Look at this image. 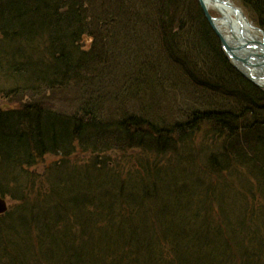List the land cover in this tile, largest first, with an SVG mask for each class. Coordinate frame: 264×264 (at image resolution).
Listing matches in <instances>:
<instances>
[{
	"label": "trees",
	"instance_id": "1",
	"mask_svg": "<svg viewBox=\"0 0 264 264\" xmlns=\"http://www.w3.org/2000/svg\"><path fill=\"white\" fill-rule=\"evenodd\" d=\"M234 2L264 32V0ZM134 43L188 88L181 121L46 104ZM0 75L36 92L0 108V264H264V90L198 0H0Z\"/></svg>",
	"mask_w": 264,
	"mask_h": 264
},
{
	"label": "rangeland",
	"instance_id": "2",
	"mask_svg": "<svg viewBox=\"0 0 264 264\" xmlns=\"http://www.w3.org/2000/svg\"><path fill=\"white\" fill-rule=\"evenodd\" d=\"M133 38L135 39V37ZM136 40L137 39H135V41ZM121 52L122 55H117L116 53L112 57V65L116 68L114 73L112 69L115 68H112L110 62H107V66L105 67L100 66L99 70L105 79L101 83L102 87H95L99 84L100 77L98 73H94V84H92L90 80L87 84V91L85 89L71 87L55 95L46 97V99H44L46 104L53 110H62L66 113L73 112L76 109L79 110V108H82L84 105L87 109H89L90 106H94V109H98V100H100L98 97L101 95L103 105L101 109L103 113H108L109 116L115 119L125 110V114L144 116V118L153 124H155V121H158V118L166 123L176 120L181 121V111L186 112L187 108H190L191 105L189 100L190 95L187 93L188 88L184 89L182 85L177 84L169 73H165L167 76L164 75L163 78H161L164 74V70L158 68V64L162 66V63H158V60L153 56L151 60L150 57L146 55V51L140 52L137 43L128 44ZM142 74L151 76L154 81L152 82V79H150L151 85L152 87L156 85V87L152 89V87L148 85V81L145 84L146 86L142 85V88L139 90V86L135 84V81L136 78ZM90 77H92V75H90ZM144 80H146V76ZM21 86L22 84L20 81L1 78L0 75V108L2 110L8 108L14 109L34 98L33 96H35L36 92L31 94L29 91L22 92V90L18 91L16 89ZM7 92L12 94L8 95V98H4L2 93ZM84 100L90 101V106L87 105L86 107V104L83 103ZM192 107L194 108L195 105H192ZM101 109L99 111H102ZM103 113L100 112L99 116L101 115L103 117L105 115ZM144 128L147 129L146 127ZM199 140L200 138L197 139V142ZM79 157L87 158L86 155H81ZM53 158L55 157L48 155L45 161L49 162V160ZM34 170L38 172L41 171V168L37 167ZM4 198L8 201L9 207L14 205V201H11L8 196ZM193 224L195 225L197 223ZM79 231L78 228L73 227L72 238H75L72 244L68 243L69 246L72 247L71 249H74L82 243L85 244L86 242H90L88 238H86L88 232L80 234ZM64 242L67 241L64 240ZM59 249L60 250L56 249V251H63L60 245Z\"/></svg>",
	"mask_w": 264,
	"mask_h": 264
},
{
	"label": "bare ground",
	"instance_id": "3",
	"mask_svg": "<svg viewBox=\"0 0 264 264\" xmlns=\"http://www.w3.org/2000/svg\"><path fill=\"white\" fill-rule=\"evenodd\" d=\"M209 11L215 13L219 27L224 32L227 39L231 37L242 36L245 38H257L258 32L249 22L248 18L241 8L234 4L231 0H202ZM237 67L250 77L256 84L264 88V65L259 66H243L237 64Z\"/></svg>",
	"mask_w": 264,
	"mask_h": 264
},
{
	"label": "water",
	"instance_id": "4",
	"mask_svg": "<svg viewBox=\"0 0 264 264\" xmlns=\"http://www.w3.org/2000/svg\"><path fill=\"white\" fill-rule=\"evenodd\" d=\"M200 8L207 18L211 29L216 33L220 40L222 49L232 62L236 65L240 63L243 66H259L264 65V35L262 30L255 27L257 31H260V38H245L242 36L231 37V40L227 39L222 29L219 27L217 17L210 15L209 9L205 6L202 0H198ZM237 68V67H236ZM240 71V70H239ZM242 72V71H241ZM242 74L250 81L252 79L245 73ZM254 82V81H253ZM7 211V201L0 197V215Z\"/></svg>",
	"mask_w": 264,
	"mask_h": 264
}]
</instances>
